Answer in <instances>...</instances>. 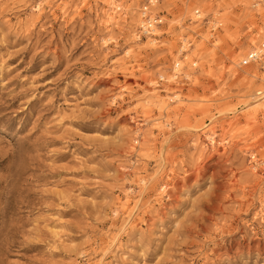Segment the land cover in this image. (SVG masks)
Listing matches in <instances>:
<instances>
[{
	"label": "rangeland",
	"instance_id": "1",
	"mask_svg": "<svg viewBox=\"0 0 264 264\" xmlns=\"http://www.w3.org/2000/svg\"><path fill=\"white\" fill-rule=\"evenodd\" d=\"M145 4L0 0V264H264V0Z\"/></svg>",
	"mask_w": 264,
	"mask_h": 264
},
{
	"label": "built area",
	"instance_id": "2",
	"mask_svg": "<svg viewBox=\"0 0 264 264\" xmlns=\"http://www.w3.org/2000/svg\"><path fill=\"white\" fill-rule=\"evenodd\" d=\"M158 0H146L145 6L140 9L141 23L138 24L136 35L138 37H145L151 34V29L157 27L161 23V19L158 14L152 15L148 7L153 6ZM264 52V45L260 44L258 48L253 49L246 55L247 61L257 60L261 57Z\"/></svg>",
	"mask_w": 264,
	"mask_h": 264
},
{
	"label": "bare ground",
	"instance_id": "3",
	"mask_svg": "<svg viewBox=\"0 0 264 264\" xmlns=\"http://www.w3.org/2000/svg\"><path fill=\"white\" fill-rule=\"evenodd\" d=\"M195 13H198V11H195ZM197 16H199V15H197ZM150 35H154V33H153V29H151V34ZM147 36V35H146ZM263 54V53H262ZM178 66V65H177ZM258 93H261V91H259ZM257 93V94H258Z\"/></svg>",
	"mask_w": 264,
	"mask_h": 264
}]
</instances>
